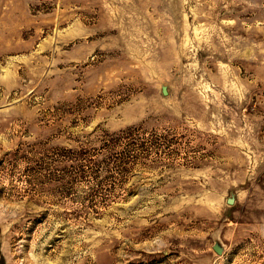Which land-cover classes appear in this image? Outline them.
Returning a JSON list of instances; mask_svg holds the SVG:
<instances>
[{
    "label": "rangeland",
    "instance_id": "374dc122",
    "mask_svg": "<svg viewBox=\"0 0 264 264\" xmlns=\"http://www.w3.org/2000/svg\"><path fill=\"white\" fill-rule=\"evenodd\" d=\"M0 264H264V0H0Z\"/></svg>",
    "mask_w": 264,
    "mask_h": 264
},
{
    "label": "water",
    "instance_id": "95a60500",
    "mask_svg": "<svg viewBox=\"0 0 264 264\" xmlns=\"http://www.w3.org/2000/svg\"><path fill=\"white\" fill-rule=\"evenodd\" d=\"M219 250V249H218ZM219 252H221V250H219Z\"/></svg>",
    "mask_w": 264,
    "mask_h": 264
}]
</instances>
